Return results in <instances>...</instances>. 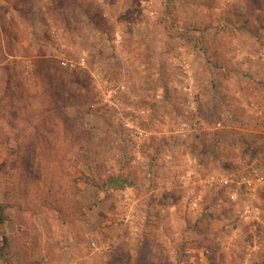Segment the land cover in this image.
<instances>
[{"label":"rangeland","instance_id":"374dc122","mask_svg":"<svg viewBox=\"0 0 264 264\" xmlns=\"http://www.w3.org/2000/svg\"><path fill=\"white\" fill-rule=\"evenodd\" d=\"M259 52L264 0H0V264H264Z\"/></svg>","mask_w":264,"mask_h":264},{"label":"built area","instance_id":"2783aa9c","mask_svg":"<svg viewBox=\"0 0 264 264\" xmlns=\"http://www.w3.org/2000/svg\"><path fill=\"white\" fill-rule=\"evenodd\" d=\"M121 90L124 89V86H121L120 87ZM109 92H112V90H110ZM112 96V95H111ZM148 114V110L144 111ZM131 131H132V135L137 139L139 140V142H142V141H145L146 139L149 138V136L151 135V133L147 130H144V129H141V128H138V127H133L131 126Z\"/></svg>","mask_w":264,"mask_h":264},{"label":"trees","instance_id":"16d2710c","mask_svg":"<svg viewBox=\"0 0 264 264\" xmlns=\"http://www.w3.org/2000/svg\"><path fill=\"white\" fill-rule=\"evenodd\" d=\"M6 145L3 144L2 142L0 143V151L2 154H5V152L8 150L7 147H5ZM2 193L4 194V191H2ZM1 193V195L3 196V194ZM8 206L7 203H3L0 204V223H3V221L5 220V214L4 211L6 209V207ZM6 241V240H5ZM7 247V245L5 246V248ZM5 254L7 255V253L5 252ZM8 260V259H7Z\"/></svg>","mask_w":264,"mask_h":264},{"label":"crops","instance_id":"0c3cea01","mask_svg":"<svg viewBox=\"0 0 264 264\" xmlns=\"http://www.w3.org/2000/svg\"><path fill=\"white\" fill-rule=\"evenodd\" d=\"M259 54H261V55H263L264 53L262 52H259ZM250 57H252V55L250 56ZM253 58V57H252ZM256 58V57H255ZM253 84V83H252ZM251 85V84H250ZM251 111V110H250ZM259 113H261V114H263L262 112H259Z\"/></svg>","mask_w":264,"mask_h":264}]
</instances>
